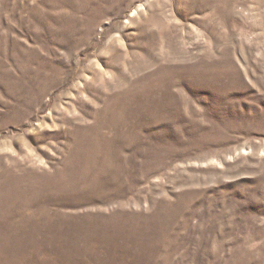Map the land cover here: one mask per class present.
I'll return each instance as SVG.
<instances>
[{
  "label": "rangeland",
  "instance_id": "obj_1",
  "mask_svg": "<svg viewBox=\"0 0 264 264\" xmlns=\"http://www.w3.org/2000/svg\"><path fill=\"white\" fill-rule=\"evenodd\" d=\"M0 264H264V0H0Z\"/></svg>",
  "mask_w": 264,
  "mask_h": 264
}]
</instances>
